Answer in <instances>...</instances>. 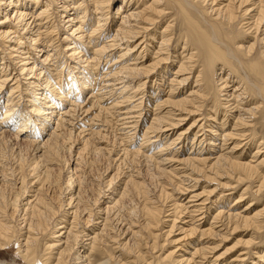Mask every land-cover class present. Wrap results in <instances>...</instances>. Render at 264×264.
Returning <instances> with one entry per match:
<instances>
[{"label":"bare ground","instance_id":"1","mask_svg":"<svg viewBox=\"0 0 264 264\" xmlns=\"http://www.w3.org/2000/svg\"><path fill=\"white\" fill-rule=\"evenodd\" d=\"M116 1L0 0V157L3 160L7 156L4 155L5 149L11 143L12 147L15 146L21 151L32 148L31 152L35 153L30 164L26 163L24 156L16 161L18 174L14 179L15 173L13 176H11L13 173L10 175L14 182L17 176H20L19 182H15L17 185L14 183L17 189L15 197L8 198L4 188L0 187V250L16 245L17 254L11 261L0 259V264H190L195 255H200L205 262L208 261L207 254L214 253L218 246L208 243L212 245L209 247L202 241L203 245L200 248H197V245L193 246L194 252L190 260L185 257L180 259L181 256L176 257L174 250L167 254L163 251L160 255H154V251L159 253L166 243L171 244L172 240L169 242L170 239L167 238H170L176 229L183 232L180 233L183 234L181 236L183 241L194 236L201 238L208 236L221 237L216 239L224 242L229 231L233 232L241 227L250 229L253 233H250L249 240L242 239L233 244L236 247L238 244L239 246H243L241 243L244 244L247 248L244 249L246 253L242 252L230 262L229 258L222 259L225 258L223 252L224 254L213 258L210 264H215L218 260L223 264L244 262L241 256H250L253 249L256 252L252 254L258 256L260 248L257 245L261 243L264 245V208L258 211L255 209L257 212H253L252 202L245 204L241 212H234L230 208L227 211L217 208V203L230 200L229 195L214 199L210 203L212 206L202 207L203 212H200L201 206L200 208L198 206L196 211L187 212L188 207L180 203L176 205L178 203L176 202L174 205L171 204L174 209L170 215L165 213L170 212L164 206L166 202L161 207V203L158 206L150 197L141 177L128 175L120 192L114 190L109 194L104 193L102 208L97 214L92 215L83 202L82 182L80 175L77 174L79 169L64 170L65 165L59 168L57 176V181L64 185L62 186L65 193L61 192L63 195L61 193L60 195L65 209L62 207L64 210L60 213L63 215L59 217L58 222L53 224L52 228L48 227V218L57 213L51 201L43 196L42 190L43 185L53 180H51L53 161L56 157L57 143L62 138L61 128L65 125L66 117H69L73 110L75 112L74 108L85 109L88 113L96 103L101 107L103 105L106 111L121 109L122 105L128 104L138 95L142 96L148 80L160 76L165 79V75L161 73L170 67L166 64L172 62L173 54L170 53V47L177 40L183 41L181 60H178L174 79L167 82L169 84L167 98L162 104L154 102L158 111L163 110L164 106L171 109L168 108L165 118L161 111L154 115L152 123L150 122L142 135L143 144L136 147L137 149L130 145L132 134L123 133V141L127 140L125 147H128L124 159L145 153L149 161L157 162L158 173L162 178H166V182L171 181L172 175L176 174L175 168H170L171 170H167V167L161 168L166 162L183 165L185 170L189 171V174H185L187 179L183 181L194 182V185L198 183V177L211 182L225 177L229 181L233 180L236 187L248 182L240 197L233 200L235 205L240 204L242 202L240 200L248 193L253 194L255 199L264 195V169L261 168L264 165V0H122L112 13L111 9ZM167 17L170 20L163 26L162 21ZM176 29L179 32L177 37ZM154 51L155 57L148 59L147 55ZM101 61L103 63L108 61L109 68L100 69ZM194 72H197L195 85L190 88L189 94H186L188 79L190 76L194 77ZM164 79L156 80L166 85ZM118 80L122 83L120 88H116L117 84L113 83ZM156 82L152 94L159 88L155 86ZM174 85L178 87L175 88ZM84 97H87V105L78 104V98ZM115 97V100L105 101ZM138 102L132 107L128 105L124 108L126 110L124 116L137 114L136 117L130 118L137 126V118H140L138 108L141 105V102ZM88 105L91 107L87 108ZM196 114L202 118H194L189 128L197 127L200 121L204 122L198 126L191 150L196 143L200 147L203 146V149L195 155L183 154L185 158L178 154L176 156L177 152L171 151L175 142L168 139L166 132L170 129L167 127H170L173 133L177 131L180 123L188 120L187 116L192 117ZM98 117L95 115L87 121L90 130ZM144 122L140 124L141 127ZM69 124L71 123L67 125ZM121 125H126L125 118ZM13 126H16L15 133L12 132ZM129 126L132 129L137 128L133 124ZM79 128L81 129L78 135L82 136L80 137L82 141L74 142V145L79 146L75 152L78 159H82L91 145L93 132L85 134L89 130L82 126ZM185 132H180L175 138L177 141L180 140V144L190 137L186 135L187 131ZM94 134L101 133L97 131ZM70 137L67 141L71 140ZM162 138L169 141L162 144ZM230 141L233 142L232 148L228 153H224V147ZM158 142H161L160 145L152 148L154 152L151 153L150 147L157 145ZM94 146L96 153L104 150ZM204 150H208L207 153H204ZM250 150H254L252 159L255 161L244 162L243 156L249 155ZM259 157L263 158L258 160ZM7 174H3L0 184L2 182L3 185L9 184ZM114 176L117 175L111 177L109 185ZM166 182L160 184L156 195L158 199L168 202L172 194L170 196V193L166 192L168 190H165ZM194 185L192 188L196 186ZM180 186L179 191L188 192L189 185L185 189ZM31 187L35 189L30 190ZM130 189L142 198V201L137 199L140 202L138 205L131 204L132 207L127 212L128 222H121L118 229L120 231L114 232L111 226L113 218L110 214H114L124 198L129 197ZM212 192L209 190L207 194L212 195ZM11 194L9 193V197ZM197 196L193 194L192 198H198ZM21 197H25L24 200ZM207 200L209 197L205 201ZM166 205L169 206L167 203ZM214 205L215 214L208 228L201 229V225L191 223L196 218L194 214L192 216L195 212H200L197 215V218L200 217L198 222L205 220L206 223L210 213L212 215ZM87 209L88 212L85 213ZM185 212L191 221L183 219L182 223L186 224V228H176L177 219ZM17 213L23 214L21 227L16 226L13 221ZM69 217H72L71 221ZM172 217L169 229L166 228L168 230L162 234L161 231L165 227L160 226L169 222ZM164 218L168 219L164 221ZM78 221H83L86 227L79 229ZM215 228L221 229L217 231ZM153 230H159L161 234H155ZM146 232L152 237L150 245L144 235ZM160 237L165 239L163 245L158 242ZM196 240L197 238L191 239L187 244H194ZM108 242L113 244L108 247ZM146 244L151 250V257H146L141 249ZM77 245L81 247L79 252L75 253L73 250ZM233 249V246L232 249L229 246V250ZM116 252L120 254L116 256ZM128 254L134 257L133 261L128 262ZM259 256L261 257H252V260L257 259L255 264H259L258 261L262 259V255ZM260 262L264 264V259Z\"/></svg>","mask_w":264,"mask_h":264},{"label":"rangeland","instance_id":"2","mask_svg":"<svg viewBox=\"0 0 264 264\" xmlns=\"http://www.w3.org/2000/svg\"><path fill=\"white\" fill-rule=\"evenodd\" d=\"M122 2V0H117L115 3H114V5L112 6V9H111V12L113 13V12H115V10L117 9V6L120 4ZM170 19H169V17H167L166 19H164L163 21H162V24H164L163 26H165L166 25V22L167 21H169ZM165 22V23H164ZM88 26L87 27H89V24H87ZM89 29V28H88ZM113 29H115V27H113ZM179 34V32H178V30L176 29V31H175V36L177 37V35ZM178 41V40H177ZM177 41H175L174 43H173V45H172V47H170V53H172L173 55H172V62H168V63H166L167 64V66H169L170 65V67H168V69L167 70H165L163 73H161V75H165V79L164 78H162V76H160V78H157V77H154V78H151L150 80H148V82L145 84V88H144V94H142V96L141 95H138L137 97H135L134 99H132L133 100V102H129L128 104H124V105H122V108L120 109V108H114V109H111V111L109 110V111H106L105 110V108H104V106L102 105V107L100 106V105H98L97 103H96V105H94V107L90 110V112H85V109H80V108H74V109H76L75 110V112H74V110H73V112L71 113V115L69 116V117H66V122H65V125H64V127L63 128H61V130L63 131V132H61V137L62 138H60V141L57 143L58 145H57V148H56V157H55V159H56V161H55V159H54V161H53V171H52V178H51V180L52 181H50L49 182V184H48V182H47V184H48V186H47V184H45V185H43L44 186V189H43V187H42V189L44 190H42V193H43V196L48 200V201H51L50 203L53 205V207H54V210L56 211V215H53L52 217L50 216V218H48V222H47V224H48V227H50V228H52L54 225L53 224H55V223H57L58 222V220H59V217L61 218L62 217V213H60V211L61 210H64L65 209V206L62 204L63 203V199H62V196L61 195H63V193H61V192H64V185L63 184H60L59 183V180L57 181V176H58V170H59V168L61 167V166H64V170H68L69 171V169L70 168H74V169H76L77 168V170H78V172H77V174H78V176L81 178V193L84 195V196H82L83 197V202H84V204H85V207H87V208H89L90 209V211H91V213H92V215H95V214H97V212L99 211V209H101L102 208V204H103V201H104V199L102 198V197H104V193H106V194H109L110 192H113L114 190H119V191H117V193L118 192H120L122 189H123V187H124V184H125V182H126V177H128V175L130 176H133V177H137V176H139V177H141V180L143 181L144 180V183H145V186H146V188H147V191H148V193L150 194V197L154 200V201H156V203L158 204V206H159V204H160V206L162 207V205H163V203H167V204H169V206L168 205H166V203L164 204V206H166L165 208L168 210V211H170V212H165V213H167V214H170V215H172V211H173V209L174 208H172L173 206L172 205H174L176 202H178V203H176V205H179V203H180V205H184V206H186V207H188L187 208V212H191V210H198V206H199V208H200V206H201V210L204 208V207H208V206H212L210 203L214 200V199H216V198H223V196H226V195H229V197H230V200H226V202L225 201H222V202H220V203H217L218 205H217V208H221V209H223V210H225V211H227V210H232V211H234V212H241V211H243V209L245 208V204H247V203H249V202H252V203H254V206H253V212H257L258 210H260V209H262V208H264V195L262 196V197H259V198H256L255 199V196L253 195V194H251V193H248L247 195H245L244 197H243V199L242 200H240V201H242L240 204H237V205H235V202H233V200H237V198H239L240 197V195L242 194V192H243V189H245L247 186H248V182H243L242 184H240V186H238V187H236L235 186V183L233 182V180H231V181H229L227 178H221V179H219V181H209V180H207L206 178H202L201 179V177H198V183L197 184H195L194 185V182H190V181H188V180H185V181H183L184 179H187L186 178V176L187 175H185V174H189L188 172V170H185V168H184V166L183 165H178V163L177 162H170V163H165V165H163V166H161V168H166L167 167V170H169L170 168L171 169H174L175 170V172H176V174H174V175H172V177L174 178H172V180L171 181H167L166 182V178H162L160 175H159V170H158V168H157V162H155V161H149L146 157H145V155L142 153V154H139L137 157L136 156H132V157H134L133 159L134 160H132V157H128V159L127 160H125L124 159V153H126L127 152V150H128V147L126 146L125 147V145H126V141L124 142L123 140H124V134H132V141H131V147L132 148H134V149H137L138 147H140V145L141 144H143V142H142V140H143V138H142V135L144 134V130L152 123V121H153V119H154V115L158 112L159 113V111H161V115H163V117L165 118V117H167V111H168V108L169 109H171L169 106L167 107V106H164L163 107V110H159L158 111V108H156V104L154 103L155 101H157L158 103H160V104H162V102L163 101H165L166 100V96H167V94H168V92H169V90H168V88H167V82H171V79H174V76H175V70H177V64H178V60H181V53H182V47H183V41H180V42H177ZM63 46H64V44H63ZM178 46V47H177ZM154 53H155V51L154 52H152V53H150L149 55H147V58L148 59H151V58H153V57H155V55H154ZM177 55V56H176ZM178 57V58H177ZM105 58V57H104ZM146 58V59H147ZM174 59V60H173ZM101 60H103V59H101ZM1 63V62H0ZM108 64V65H107ZM176 65V66H175ZM107 66V67H106ZM109 66H110V63L107 61V63H105V61H104V63L101 61V63H100V65H99V67H100V69H102L103 67L106 69V68H109ZM161 70V69H160ZM160 70L158 71V73L160 72ZM162 71V70H161ZM198 72V71H197ZM197 72H194V77H189V79H188V88L187 89H189V90H185L186 91V94H189V92H190V88L191 87H193V85H195V77H196V75H197ZM168 73V74H167ZM173 74V75H172ZM226 76V75H225ZM154 79V80H153ZM156 79H164L165 81H166V85H163L164 83L163 82H161V81H157ZM120 80H118L117 82L116 81H114L113 83L115 84H117V85H115V87L116 88H120V87H122V83H121V81L119 82ZM156 82L155 84V86H159V88L157 89V91H156V93H154V94H152L151 93V91H153L152 89L154 88V82ZM112 83V84H113ZM125 83V82H124ZM191 85H190V84ZM11 84V83H10ZM150 84V85H149ZM158 84V85H157ZM133 85V84H132ZM152 85H153V87H152ZM163 85V86H162ZM168 86H169V84H168ZM190 86V87H189ZM174 87L175 88H177L178 86H176V85H174ZM7 91V89L4 91V92H6ZM5 94V93H4ZM108 97V96H107ZM138 98V99H137ZM182 98V97H181ZM116 99V97L113 99V98H109V100H105V101H110V100H115ZM119 99V98H118ZM151 99V100H150ZM221 99H222V97H221ZM119 100H121V99H119ZM85 101V102H84ZM86 101H87V97H84V98H78V100H77V102H78V104H86L87 105V103H86ZM141 102V105H140V107L138 108V113H140V118L138 117L137 119H138V126H137V123H134V122H132L131 120L132 119H130L131 117H136L137 116V114H130V115H126V116H124V112H126V110L124 109L126 106H128L129 105V107L131 106H134V103L135 102ZM138 102V103H139ZM83 104V105H84ZM91 106L90 105H88L87 106V108H90ZM165 108V109H164ZM27 109V108H26ZM103 109V110H102ZM156 109V110H155ZM165 110V111H164ZM84 111V112H83ZM142 113V114H141ZM201 113H203V112H201ZM174 114H177V113H174ZM205 114V113H204ZM95 115H97V116H99L98 118H96V122H95V124L94 125H92V131L90 130V128L91 127H89V126H87L88 124H89V122H87L89 119H92V118H94V116ZM216 115H218V114H216ZM71 116H74V117H71ZM123 116V117H122ZM219 116V115H218ZM71 117V118H70ZM198 117V118H197ZM202 118V116H197V114H196V116H192V117H189V116H187L186 118L188 119V120H186V121H183L182 123H180L179 124V127L177 128V131L175 130L173 133H172V130H171V128L170 127H167V128H169L170 130L169 131H167L166 132V134H168V139H170V141H174L175 143L173 144V146L171 147V151H175V152H177L176 153V156H177V154H178V156L180 155V157L182 156L183 158H185L184 157V155L186 156L187 154H193V155H195V154H197L199 151H201L202 149H203V146L202 147H200L199 145H198V143H196V144H194L193 145V148H192V150H191V145H192V141H193V137H194V135H195V133L198 131V126L200 125V124H202V122H204V121H200L199 123H198V126L197 127H195V128H189L190 126H191V124H192V120H194V118L195 119H200V118ZM68 118V119H67ZM124 118H125V122H126V125H121V123H123L124 122ZM128 118V119H127ZM173 118H179V117H173ZM193 118V119H192ZM79 119V120H78ZM137 119H133V121L134 120H137ZM68 120V121H67ZM144 120H145V122H144ZM166 120V119H165ZM175 121V120H174ZM221 120L219 119V122H220ZM83 122V123H82ZM98 122V123H97ZM142 122H144V125L141 127V125L140 124H142ZM151 122V123H150ZM68 123H71V124H69V125H67ZM132 124L133 125H135V126H137V128H135V129H132V127H130L129 125H131L132 126ZM72 125V126H71ZM95 125H97L96 127H95ZM100 125V126H99ZM109 125V126H108ZM163 125H165V123H163ZM82 126V128H84L85 130H89V131H86L85 132V134L86 133H88V134H90V133H92V137H91V139H92V142H91V147L89 146L88 148H87V150L85 151V153H84V155H83V158L82 159H78V154L75 152V151H77L76 149V147H79L78 145L76 146V145H74L75 143H77L78 141H82V138H80V137H82V136H79L78 135V133L80 132V130L79 129H81V128H79V127H81ZM128 126H129V128H128ZM14 127V130L12 131V132H14L15 133V128H16V126H13ZM13 127H12V129H13ZM121 127V128H120ZM204 127V126H203ZM124 128H126V129H124ZM188 128H189V130H188ZM197 128V129H196ZM64 129V130H63ZM72 129V130H71ZM123 129V130H122ZM131 129V130H130ZM179 129V130H178ZM60 130V131H61ZM79 130V131H78ZM205 131L207 130V128H205L204 129ZM67 131H71L70 133L69 132H67ZM100 132L101 134H94V132ZM185 131H187V134L186 135H190V137H189V141L188 140H186V141H183V144H180L179 142H180V140L179 141H177L175 138H177V135L180 133V132H185ZM108 132V133H107ZM75 133V134H74ZM124 133V134H123ZM186 133V132H185ZM190 133V134H189ZM193 135H192V134ZM87 134V135H88ZM170 134V135H169ZM199 134H201V133H199ZM198 134V135H199ZM63 135V136H62ZM97 135V136H96ZM72 138H71V137ZM100 136H102L101 137V139H100ZM105 136V137H104ZM152 136H153V134H152ZM65 137V138H64ZM71 138V140H68L67 141V138ZM78 137V138H77ZM90 137V136H89ZM150 137H151V135H150ZM80 138V139H79ZM106 138V139H105ZM168 139H166V140H164L163 138H162V140H161V142H162V144H164V143H166L167 142V140ZM104 140V141H103ZM103 141V142H102ZM169 141V140H168ZM75 142V143H74ZM161 142H158V144L157 145H155V146H151L150 148V150H152V148H155V147H157V146H159L160 145V143ZM231 142V143H230ZM230 142H228L227 143V145L225 146L226 147V149H225V147H224V153H228L230 150H231V146H232V141H230ZM107 143V144H106ZM96 145V146H98L99 148H103L104 150H102L101 152H95V150H94V148H93V146L94 145ZM229 144H230V146H229ZM93 145V146H92ZM13 145H12V143L10 144V146H6L7 148L5 149L6 150V152H5V154L4 155H7V156H5V158H3V160H2V158L0 157V179L1 180H3V174L4 175H6L7 173V175H8V177H7V180H8V178H9V180L11 181H9V182H7V184L9 183H11L10 185L8 184V185H3L2 183H4V182H2L0 185V187H3L4 189V192H6L7 194V196H8V198H11L12 199V196H14L15 197V194L14 193H16V191H17V189H16V185H17V183H15V182H19V177L20 176H17V179H16V181L14 182V178L16 177V175L18 174V171H19V169H18V171H17V168H18V166H17V160H18V158L20 159V158H22L21 156H24L23 158L24 159H26L25 161H26V163H31L32 162V160H34V155H35V153L33 152H31V151H33V149L32 148H29V149H22V151L24 152H22L21 150H19V149H17L15 146L14 147H12ZM70 146V147H69ZM96 146H94V147H96ZM106 146V147H105ZM218 146H220V145H218ZM227 146H229V147H227ZM5 147V146H4ZM10 147V148H9ZM75 147V148H74ZM137 147V148H136ZM12 148V149H11ZM219 148V147H218ZM31 149V150H30ZM110 149V150H109ZM125 149V150H124ZM157 149V148H156ZM239 149H241V148H239ZM242 149H245V148H242ZM11 150V151H10ZM25 150V151H24ZM94 150V151H93ZM108 150V151H107ZM112 150V151H111ZM246 150V149H245ZM255 150V149H254ZM254 150H250V157H249V155L247 154V155H244L243 156V158H244V162H250V160L251 161H255V160H253L252 159V157H253V155H254ZM18 151H20L19 152V156H18ZM173 151V152H174ZM184 151V152H183ZM208 151V150H207ZM207 151L206 150H204L203 152L205 153H207ZM240 150H238V152H239ZM253 151V152H252ZM27 152V153H26ZM93 152H95V153H93ZM109 152V153H108ZM154 151L152 150V152L151 153H153ZM193 152V153H192ZM237 152V153H238ZM252 152V153H251ZM150 153V154H151ZM180 153H182V154H180ZM30 154V155H29ZM166 154V153H165ZM184 154V155H183ZM103 155V156H102ZM109 155V156H108ZM122 155H123V157H122ZM118 157V158H117ZM145 157V158H144ZM181 157V158H182ZM16 158V159H15ZM32 158V159H31ZM250 158V159H249ZM263 157H259V159L258 160H260V159H262ZM30 159H31V161H30ZM123 159V160H122ZM15 160V161H14ZM28 160H29V162H28ZM78 160V161H77ZM114 160V161H113ZM67 162H69V163H67ZM77 162V163H76ZM119 163V164H118ZM132 163V164H131ZM63 164V165H62ZM75 164H78V165H75ZM28 165V164H27ZM70 165V166H69ZM72 165H73V167H72ZM123 165V166H122ZM172 165H173V167H172ZM8 166V167H7ZM79 166V167H78ZM2 167V168H1ZM108 167V168H107ZM114 167V168H113ZM123 167V168H122ZM12 168V169H11ZM25 168H27V167H25ZM112 168V169H111ZM128 168V169H127ZM183 168V169H182ZM262 168V170L264 169V165L261 167ZM170 169V170H171ZM180 169V170H179ZM4 170H6V171H4ZM17 171V172H15V171ZM28 170V169H27ZM10 171V172H9ZM14 171V172H13ZM151 171V172H150ZM185 171V172H184ZM264 171V170H263ZM27 172V171H26ZM116 174H115V173ZM156 172V173H155ZM13 173V174H12ZM14 173H15V175H14ZM20 173V172H19ZM28 173V172H27ZM138 173V174H137ZM152 173V174H151ZM12 174V175H11ZM13 176L14 175V177H13V179H12V177L11 176ZM111 175V176H110ZM113 175H117V176H114V180L111 182V184L109 185V180L111 179V177L113 176ZM184 175H185V178H184ZM155 176V177H154ZM175 176V177H174ZM11 177V178H10ZM116 177V178H115ZM154 177V178H153ZM157 177V178H156ZM178 177V178H177ZM182 177V178H181ZM83 178V179H82ZM156 178V179H155ZM158 178H160V179H158ZM192 178H194V176L192 177ZM140 179V178H139ZM180 179V180H179ZM125 180V181H124ZM123 181H124V183H123ZM208 181V182H207ZM157 182V183H156ZM165 182H166V185H165V190L166 189H168V190H166V192L167 193H170L169 195L171 196V194H172V197H174L173 199H172V197L170 198V202L168 201H165V200H163V199H158L157 197V195L156 194H158L157 193V191H158V189H159V187L161 186L160 184H165ZM183 182V183H182ZM187 182V183H186ZM221 182V183H220ZM14 183L16 184V185H14ZM51 183H52V185H51ZM171 183V184H170ZM174 183V184H173ZM185 183V184H184ZM214 183V184H213ZM247 183V184H246ZM60 184V185H59ZM159 184V185H158ZM171 186H170V185ZM173 184V185H172ZM187 184V185H186ZM218 184H220V185H218ZM3 185V186H2ZM14 185V186H13ZM63 185V186H62ZM114 185V186H113ZM168 185V186H167ZM175 185H177V187L175 186ZM181 185V186H180ZM184 185V186H183ZM189 185V186H188ZM192 185H194L195 187L194 188H192ZM225 185V186H224ZM30 186V185H29ZM123 186V187H122ZM179 186L180 187H184V189L185 188H187L186 186H188V192H186L187 190H185V192L184 191H179ZM191 186V187H190ZM228 186V187H227ZM6 187V188H5ZM13 187V188H12ZM168 187V188H167ZM172 188V190H170L171 188ZM245 187V188H244ZM32 189H30V190H33V189H35L34 187H31ZM170 188V189H169ZM233 188V189H232ZM253 188H255V185L253 186ZM62 189V190H61ZM103 189V190H102ZM156 189V190H155ZM192 189V190H191ZM214 189V190H213ZM6 190V191H5ZM131 190V189H130ZM129 190V194L130 195H128L129 197H126V198H124V200L121 202V205H119V207H118V210H116L115 212H113L114 214L116 213V215L118 216H116V215H114V214H110V217L111 218H113V219H111V226H112V228H113V231L115 232V231H117L118 229H119V226H120V223L121 222H128L127 220H128V216H127V212H128V209L129 208H131L133 205H138V200L137 199H141L140 200V202L142 201V198H140V197H138L135 193H134V191H130ZM177 190H178V192H177ZM191 190V191H190ZM209 190L210 191H213L212 192V195H208L207 193H209ZM255 190V189H254ZM253 190V191H254ZM47 191V192H46ZM202 191H204L203 193H202ZM207 191V192H206ZM103 194H102V193ZM131 192L133 193V194H131ZM179 192H181L180 194H179ZM184 192V193H183ZM189 192H190V194H189ZM201 192V193H200ZM9 193H12L11 195H10V197H9ZM60 193H61V195H60ZM65 193V192H64ZM33 194V193H32ZM185 194H187V195H185ZM198 195L197 197L198 198H195V199H193L192 198V195ZM29 196L31 195V194H28ZM99 195V196H98ZM132 195V196H131ZM205 195V196H204ZM208 195V196H207ZM60 196V197H59ZM131 196V197H130ZM134 196H136V197H134ZM156 196V197H155ZM187 196H188V198H187ZM199 196H200V198H199ZM13 197V198H14ZM86 197V198H85ZM207 197H209V200H207V201H205L206 200V198ZM25 198V197H24ZM24 198L23 197H21V199L22 200H24ZM51 198V199H50ZM85 198V199H84ZM136 198V199H135ZM155 198H157L158 199V201L160 200V202H158L157 201V199H155ZM192 200H194V201H191V199ZM202 198V199H201ZM220 198V199H221ZM20 199V202H22V200ZM50 199V200H49ZM60 199V200H59ZM96 199V200H95ZM172 199V200H171ZM189 199H190V201H189ZM130 200V201H129ZM131 200H133L132 202H131ZM224 200H225V198H224ZM60 201V202H59ZM161 201H163V202H161ZM188 201V202H187ZM204 201V202H203ZM19 202V204H21ZM25 202V201H24ZM95 202V203H94ZM124 202V203H123ZM129 202V203H128ZM131 202V203H130ZM139 202V203H140ZM207 202V203H206ZM60 203L62 204V205H60ZM198 203V204H197ZM200 203H202L201 205H200ZM204 203V204H203ZM222 203V204H221ZM131 204H132V206H131ZM172 204V205H171ZM197 204V205H196ZM205 205V206H204ZM256 205V206H255ZM58 206H59V209H58ZM60 206H61V209H60ZM190 206V207H189ZM64 209H63V208ZM193 207V208H192ZM203 207V208H202ZM214 207H215V205L213 206V210L211 211L212 212V215H211V213H210V218H208L206 221V223H204L205 222V220H203V221H199L198 222V220H199V218L200 217H198L197 218V215H199V213L200 212H203L204 210H202V211H200L199 213L198 212H195L196 213V215H195V213H192V216H193V214H194V216H196V218H194L195 220H192L191 221V218H189L188 217V215L186 214L187 212H185L184 214H186V215H181L180 216V218L179 219H177V224H176V228H179V227H183L184 229L186 228L185 226H186V224H183L182 222H184V221H186V220H190L191 221V223H195V225L197 226V225H201L202 226V228L201 229H206V228H208L209 227V225L212 223V217H213V215L215 214L214 212H215V210L216 209H214ZM216 208V207H215ZM228 208H230V209H228ZM121 209V210H120ZM164 209V208H163ZM165 209V210H166ZM257 211H256V210ZM93 211V212H92ZM122 211V212H121ZM88 212V209H87V211H85V213H87ZM85 213L83 214V216L85 215ZM104 213V211L102 212V214ZM118 213V214H117ZM124 213V214H123ZM165 213H164V215H165ZM166 214V215H167ZM23 216V214L22 213H17L16 215H15V217H14V222H15V225L16 226H18L19 225V227H21L22 225H20V224H22L21 222H22V216ZM122 217H120V216ZM123 215V216H122ZM114 216V217H113ZM117 218H116V217ZM125 216V217H124ZM96 218H97V215L95 216ZM70 218V221L72 220L71 218L72 217H69ZM119 218H121V219H119ZM188 218V219H187ZM16 219V220H15ZM166 219H168V218H166ZM165 218L163 219L164 221L166 220ZM183 219H184V221H183ZM186 219V220H185ZM21 220V221H20ZM121 220V221H120ZM162 220V221H163ZM171 220H173V217H172V219H170L169 220V222H167L166 224H163V226L161 225L160 227H165L161 232H163L162 234H164L169 228V224H171ZM209 220V221H208ZM117 221H118V223H117ZM120 221V222H119ZM95 222H96V220H95ZM179 222V223H178ZM78 225H79V229H80V227L81 228H85L86 227V225H85V223L82 221H78ZM197 223V224H196ZM207 224V225H206ZM52 225V226H51ZM203 226H204V228H203ZM217 226V225H216ZM219 226V225H218ZM241 227V226H240ZM166 228H168L167 230H166ZM243 227H241V228H239V229H241V230H235V231H229V233L227 234V237H225V242H224V240L223 241H220V240H217L216 238H221V237H208V236H204V237H200V239H199V237H196V236H194L193 238H185L184 239V241H183V239L181 240V236L183 235V234H180V233H183L181 230H180V232H179V230L178 229H176V230H174V232H173V234L170 236V238H167L168 240H169V242L172 240V242H171V244H167L166 243V245L164 246V248L162 249V250H160L159 251V253H156L155 251H154V255H160V254H162V252L164 251V254H167V253H169V252H171V251H176L175 252V256L176 257H180L181 256V258L180 259H184V257L186 258V259H191L192 258V253L194 252V247H195V245H197V248H200L201 247V245H203V243H204V245H207V246H211L212 247V245L213 246H215L216 244L218 245L217 246V248H216V250H215V252L214 253H209V255L207 254V259H208V261L206 260V262H205V260H203V259H201V257H200V255H195L194 257H193V262H195L196 264H210V262L211 261H213L215 258H216V256H219V254L221 255V254H224L225 256H223V257H225V258H222V259H226V258H229L228 259V261L230 260V262L231 261H233V259H234V257H236V256H238V255H240L242 252L243 253H246V249L247 248H245L244 247V244H242L241 243V245H243V246H239V244H238V246L236 247V245H233V244H237V241H241L242 239H243V241H245V240H249V238H251V236H249V235H251L252 233H253V231H251L250 229H246V228H243ZM120 229H121V227H120ZM221 228H215V230H217V231H219ZM223 229V228H222ZM244 229H245V231H244ZM118 231H120V230H118ZM165 231V232H164ZM241 231V232H240ZM250 231V232H249ZM155 232V234L157 233V234H161V232L159 231V230H153V233ZM179 232V233H178ZM221 232V231H220ZM219 232V233H220ZM223 233V232H222ZM239 233V234H238ZM251 233V234H250ZM120 234V233H119ZM144 235H146V237L145 238H148L147 240H148V242H149V244L148 245H150V244H152V237H149L148 235H147V232H146V234L144 233ZM174 236V237H173ZM103 238H105V237H103ZM151 240H150V239ZM179 240H177V239ZM194 238H197V240H196V242L194 243V244H187L188 242H190V240L192 239H194ZM257 238V237H256ZM126 239H128V238H126ZM237 239V240H236ZM150 240V241H149ZM165 239L164 238H162V237H160V239H158V242H160V245H163V241H164ZM175 240H177V241H175ZM187 240V241H186ZM210 240V241H209ZM126 240H124V242H125ZM202 241H204L203 243H202ZM209 241V242H208ZM174 242H175V244H174ZM177 242V243H176ZM215 242V243H214ZM236 242V243H235ZM185 243V244H184ZM198 243V244H197ZM208 243H211L210 245L208 244ZM221 243V244H220ZM113 244V242H108V247L109 246H111ZM175 246H174V245ZM178 244H182V245H178ZM147 245V244H146ZM146 245H143L142 246V248L141 249H143L142 251L143 252H145V255H146V257H151L150 255H152L151 254V250L148 248V245H147V247H146ZM187 245V246H186ZM226 245V246H225ZM186 248H185V247ZM194 246V247H193ZM229 246H230V248L232 249V246H233V250L231 251V250H229ZM259 248H260V250L258 249V252H260L259 254L260 255H262V259H264V245H263V243H261V244H259V245H257ZM15 247H16V245L15 246H10V247H8V248H5L4 250H0V259H4V260H7V261H11V260H13L14 258H16V256H17V254H16V249H15ZM80 247H81V245H77L75 248H74V250H73V252H79V249H80ZM182 247V248H181ZM193 247V248H192ZM263 247V248H262ZM238 248V249H237ZM252 248V247H251ZM251 248H249L250 250H251ZM145 249V250H144ZM176 249V250H175ZM180 249H181V251H180ZM190 249V250H189ZM228 249V250H227ZM243 249V250H242ZM245 249V250H244ZM262 249V250H261ZM84 250V248L82 249V251ZM189 250V251H188ZM227 250V251H226ZM237 250V251H236ZM240 250H241V252H240ZM157 251V250H156ZM234 251V252H233ZM245 251V252H244ZM263 251V252H262ZM148 252V253H147ZM178 252V253H177ZM221 252V253H220ZM224 252V253H223ZM254 252H256L254 249L252 250V252H251V255L250 256H246V255H243V256H241L242 258H244V262L243 261H241L240 263L239 262H236V264H255V262L257 261V259L256 258H253V260H252V257H261V256H259V254H258V256L257 255H253L252 253H254ZM120 254V252H116V256H118L119 254ZM187 254V255H186ZM185 255V256H184ZM211 255V256H210ZM229 255V256H228ZM183 256V257H182ZM200 258H199V257ZM209 256V257H208ZM127 257L129 258V261L128 262H130V261H133L134 259V257H132V255H127ZM214 258V259H213ZM149 259V258H148ZM251 259V260H250ZM262 259H260V261H262ZM198 260H201V262H199ZM247 260V261H246ZM220 261L221 260H218L217 261V263H215V264H223V263H220ZM260 261H258L259 262V264H261L262 262H260ZM193 262H191L190 264H192ZM209 262V263H208ZM219 262V263H218ZM254 262V263H253Z\"/></svg>","mask_w":264,"mask_h":264}]
</instances>
